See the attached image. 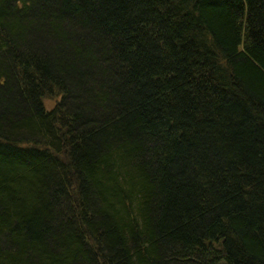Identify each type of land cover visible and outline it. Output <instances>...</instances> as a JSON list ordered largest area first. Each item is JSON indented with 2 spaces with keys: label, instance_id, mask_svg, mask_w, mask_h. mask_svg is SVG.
Segmentation results:
<instances>
[{
  "label": "trees",
  "instance_id": "1",
  "mask_svg": "<svg viewBox=\"0 0 264 264\" xmlns=\"http://www.w3.org/2000/svg\"><path fill=\"white\" fill-rule=\"evenodd\" d=\"M0 264H264V0H0Z\"/></svg>",
  "mask_w": 264,
  "mask_h": 264
},
{
  "label": "rangeland",
  "instance_id": "2",
  "mask_svg": "<svg viewBox=\"0 0 264 264\" xmlns=\"http://www.w3.org/2000/svg\"><path fill=\"white\" fill-rule=\"evenodd\" d=\"M44 104H45L46 108L48 109V107L53 105V101L52 100H50V101L44 100Z\"/></svg>",
  "mask_w": 264,
  "mask_h": 264
}]
</instances>
